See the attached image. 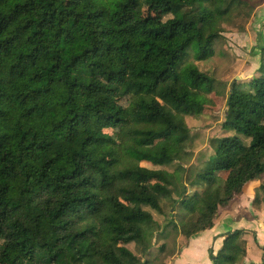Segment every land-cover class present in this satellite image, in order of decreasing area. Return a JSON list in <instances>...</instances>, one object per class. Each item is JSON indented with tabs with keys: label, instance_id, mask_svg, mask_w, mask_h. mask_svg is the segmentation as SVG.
<instances>
[{
	"label": "trees",
	"instance_id": "trees-1",
	"mask_svg": "<svg viewBox=\"0 0 264 264\" xmlns=\"http://www.w3.org/2000/svg\"><path fill=\"white\" fill-rule=\"evenodd\" d=\"M243 4L0 0V264H165L169 241L212 228L248 183L251 203L264 201V33L258 75L227 92L231 134L193 177L178 160L184 118L206 109L215 83L194 61ZM242 232L218 235L211 264L244 259ZM154 239L167 241L151 259L126 246Z\"/></svg>",
	"mask_w": 264,
	"mask_h": 264
},
{
	"label": "rangeland",
	"instance_id": "rangeland-1",
	"mask_svg": "<svg viewBox=\"0 0 264 264\" xmlns=\"http://www.w3.org/2000/svg\"><path fill=\"white\" fill-rule=\"evenodd\" d=\"M239 13L223 18L221 36L212 45V54L202 60H195L199 70L214 78V88L205 94L206 109L198 115L186 116L185 125L190 131V140L178 147V160L189 168L190 176L200 168L201 163L214 152L216 138L230 135L231 131L222 127L226 111L227 92L230 84L248 83L258 75L259 54L257 44L260 34L264 33V0H242ZM114 99L126 105L129 96H114ZM257 123L264 121V115ZM152 167L147 162H142ZM172 170L171 166L164 167ZM257 183L245 185L227 206L219 207L213 220V227L199 232L194 238L179 235L176 244L170 241L162 257L165 264H211L208 251H216L220 244L214 239L228 230L242 229L235 242L244 259L238 264H260L264 256V201L253 205ZM201 187L186 184V191L191 194ZM169 203L163 204L164 212L173 211ZM161 226L165 224L162 214L147 208ZM222 239V237H221ZM167 240H153L151 249L146 250L137 241L126 246L141 259L153 258L158 254V247Z\"/></svg>",
	"mask_w": 264,
	"mask_h": 264
},
{
	"label": "crops",
	"instance_id": "crops-1",
	"mask_svg": "<svg viewBox=\"0 0 264 264\" xmlns=\"http://www.w3.org/2000/svg\"><path fill=\"white\" fill-rule=\"evenodd\" d=\"M209 230H211V229H209ZM214 241H215V243H219L220 241H222V239H221V237H216L215 239H214ZM219 241V242H218Z\"/></svg>",
	"mask_w": 264,
	"mask_h": 264
}]
</instances>
